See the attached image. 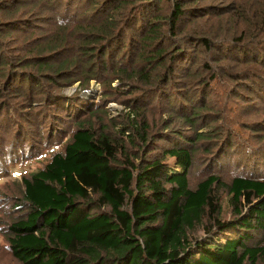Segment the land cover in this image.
Instances as JSON below:
<instances>
[{
    "label": "trees",
    "instance_id": "obj_1",
    "mask_svg": "<svg viewBox=\"0 0 264 264\" xmlns=\"http://www.w3.org/2000/svg\"><path fill=\"white\" fill-rule=\"evenodd\" d=\"M164 1L171 5L165 15ZM214 1L87 0L73 23L53 16L59 24L42 20L37 6L46 0H0L2 119L14 107L4 97L21 95L59 105L70 119L65 124L72 123L63 128L38 122L41 144L59 147L21 174L22 195L12 205L19 209L4 232L15 259L22 264H258L264 257V150L243 146L241 135L247 139L249 133L237 130L245 131L248 120L240 108L231 113L227 105L217 116L221 122H213L212 107L219 104L209 96L216 83L230 98L264 89V39L256 38L257 31L264 36V9L258 8L261 0ZM236 13L246 23L229 18ZM96 15L98 20L86 22ZM210 16L219 17L221 25L200 26ZM191 19L198 20L193 28L187 27ZM45 24L77 26L82 48L59 58L69 32L57 29L55 40L53 31L43 33ZM11 43L23 51L13 60L3 52ZM75 65L115 93L135 97L139 87L150 90L151 100H164L165 111L155 114L153 124L146 104L136 101L119 121L98 122L94 118L105 110L101 104L68 96L73 104L65 105L60 89L49 87L74 80ZM9 86L13 91L4 94ZM254 123L249 130L256 129ZM16 130L1 139L0 170L24 151L36 153L33 140ZM234 145L243 146L242 152L233 151ZM198 157L207 159L206 166L191 185L189 172ZM225 157L237 170L230 177L221 162ZM221 190L228 195V217L221 215Z\"/></svg>",
    "mask_w": 264,
    "mask_h": 264
},
{
    "label": "rangeland",
    "instance_id": "obj_2",
    "mask_svg": "<svg viewBox=\"0 0 264 264\" xmlns=\"http://www.w3.org/2000/svg\"><path fill=\"white\" fill-rule=\"evenodd\" d=\"M32 1V0H30ZM207 0H198V3H203ZM217 1L214 2L216 4ZM247 0H244V2ZM39 2V1H38ZM87 0H46V2H41L37 8L43 9L40 10L41 14H44L45 16L42 18V20H51L54 21V17L56 14H58L63 20L73 23L76 21L74 18V13L79 12V10L84 9L83 6L86 4ZM247 4V3H246ZM245 4V6H246ZM258 8L261 10L264 9V0L260 1V4H257ZM170 3L168 1L162 2V9L161 13L163 15L167 14L170 11ZM248 8V7H244ZM237 10L241 11V8L237 6ZM30 12V10H28ZM83 16V15H81ZM77 20L79 19V16L76 17ZM100 18V15H96L95 17L88 19L86 22L90 21H96ZM219 17L210 16L208 18V21L202 22L200 26L202 27H219L221 25ZM231 20H235L239 24L246 23V20L243 19V17L236 13V15H232ZM229 18L227 20H229ZM226 20V19H225ZM198 20L197 19H191L187 23V27H195ZM213 21V22H212ZM55 23H61V20L57 18ZM255 25H247L246 27L253 28ZM46 29L43 30V33H49L50 31H53L55 34V40L56 35H60V33L57 32V29H61L64 32H69L66 39H64V45L65 50L63 52V55L59 58H65L66 56H71L74 53V50L82 48L80 45L82 43L81 37H83L82 31L78 30L77 26L75 28L67 29L63 27H50L48 24H45ZM85 29V28H84ZM256 38H261L262 34L257 31ZM80 34V36H78ZM23 35V33H21ZM84 43V42H83ZM14 43L6 44L4 48H6L3 52L4 54H7L13 60L16 56L19 57L23 51H18V48L15 47ZM171 48V47H168ZM172 49V48H171ZM191 50H193V47H190ZM73 58V57H72ZM73 67V65H72ZM72 69V68H71ZM63 74H67L66 72ZM72 77H74V80H70L65 83H61L58 86L49 85L50 88L60 89L59 93L63 94L65 99H63V104H73V100H68V96H79L81 98V101H88L93 100L95 103L101 104L105 110H103L102 113L97 114L94 119H96L98 122H108L109 118H113L114 121H119V116L122 113V116L127 114L129 111L130 105H135V102L139 104H146L145 112L148 114L149 119L152 121L153 124L157 123L158 121L155 120L154 116L155 114L162 111H165V105L164 100L160 102L159 99L155 98L151 100L150 90H146L145 88L139 87L138 90L135 92L134 96H128L126 94H119L118 92L115 93L114 91H110V89H105V85H108L106 82H102L99 79L93 77V75H84L82 70L80 69L79 65L74 66V71L72 74ZM45 78V77H44ZM68 80V79H67ZM66 80H63V82ZM145 84V82H139L138 85ZM111 86L116 84V81L113 80L111 82ZM15 85V84H14ZM109 86V85H108ZM137 86V84H136ZM8 89H5L4 94H8L9 91H13V87H7ZM215 91L210 93L209 96L213 97L216 102H218L217 107H212V110L216 111L214 113V116H216L217 120L213 122H221L220 117H217L221 115V110H224V107L231 108V113H234V109L238 111V108L241 110L242 118L243 120H248L246 123L243 124V129L245 131L237 130L239 134H242L244 132H248L249 135L245 136L241 135L244 139L243 146L245 144L251 145L254 148H258L261 150H264V96H261L264 94V89H258L255 93H247L246 91H241V95L239 97L233 96L230 98L229 94L226 93L225 88L222 86V84L216 83L215 84ZM241 90V89H239ZM239 90L237 92H239ZM135 91V89L133 90ZM105 92L107 94L105 95ZM258 94V97L256 96ZM5 100L12 103L14 107H9V110H6L5 115L2 119L1 113H0V142L1 139L3 141V136L6 140H8L9 135L13 130L17 129L18 133H20V137L23 139L28 138L29 140H33V147L36 149V153L28 155L29 150L24 151L19 154L17 160L13 159L14 162H10L9 166H7L6 170H0V264H22L17 259H15L11 251L8 248L7 242L4 238V232L6 230L7 224L14 219V216H16L19 208H12V205L19 201L22 195V184L21 181V174L23 172L35 169L36 167L40 166L42 162L49 156V154L52 152V150L57 149L59 147V144H52L50 146H45L41 144L43 140L45 139L42 136L39 137V126L38 122H48L49 125L57 126V127H65L67 124V128H69V125L72 126V123L70 121H67L65 124V120L68 119L69 116L65 115V113H61L59 109V105H49L42 102V97L40 98H23L21 95L17 96H10L7 95L4 97ZM46 104V105H45ZM43 105V106H42ZM220 109H219V108ZM13 112L15 114V117L11 115L10 112ZM28 111L29 114L26 115L25 112ZM37 114H31L30 112H37ZM9 112V113H7ZM59 113L60 115H57ZM21 114L23 116H28L30 122L26 119H23L21 117ZM56 114V115H55ZM239 120H242V118L239 116L238 113H235ZM9 119L7 120V118ZM109 117V118H108ZM110 120V119H109ZM112 121V120H111ZM114 121L112 123L114 124ZM157 121V122H156ZM255 122V123H254ZM69 123V125H68ZM254 123L251 127L256 129H250V125ZM5 125V126H4ZM42 125V124H40ZM65 127V128H66ZM9 128V130H8ZM40 129H43L41 127ZM24 133L26 135H24ZM42 134V131H41ZM237 134V135H239ZM33 136V137H31ZM30 140V142H32ZM236 142V141H235ZM243 146L239 148L234 145L232 147L233 151H240L242 152ZM238 148V149H237ZM235 149V150H234ZM252 149V150H253ZM258 151V150H257ZM199 159V161H198ZM12 161V160H11ZM207 161V159L202 160L200 157L197 158V162L195 166L190 170L189 172V181L190 184L193 185L196 180L200 179V176L202 175V170L200 169L201 166H206L203 162ZM222 163L226 162L228 168L225 172L226 177H230L232 174L237 173V170L234 168V166L231 165V162L229 161V158L227 160V157H225L222 161ZM224 176V178H226ZM220 204L222 206V216H230V207L228 205V195L225 190L220 191ZM201 230H198L197 233H199ZM258 264H264V257L260 258L258 261Z\"/></svg>",
    "mask_w": 264,
    "mask_h": 264
}]
</instances>
